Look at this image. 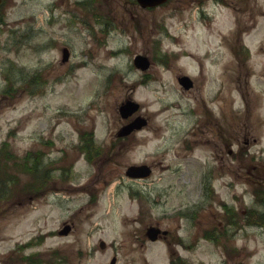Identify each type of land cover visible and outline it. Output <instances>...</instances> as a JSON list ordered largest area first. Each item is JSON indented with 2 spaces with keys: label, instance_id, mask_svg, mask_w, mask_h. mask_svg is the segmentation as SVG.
<instances>
[{
  "label": "rangeland",
  "instance_id": "374dc122",
  "mask_svg": "<svg viewBox=\"0 0 264 264\" xmlns=\"http://www.w3.org/2000/svg\"><path fill=\"white\" fill-rule=\"evenodd\" d=\"M221 2H7L0 18V149L7 142L18 158L41 153V163L33 176L8 168L15 177L0 180V264H26L16 252L38 254L47 261L41 264H111L113 257L115 264H168L172 238L195 236L196 245L179 249L189 264L227 259L223 240L219 249L201 232L206 217L223 221L222 203L233 204V191L248 210L253 179L264 185V0ZM138 53L152 60L148 70L134 66ZM181 75L194 87L185 90ZM127 98L149 123L116 140ZM83 130L105 151L92 162L78 152ZM142 162L154 173L141 185L125 170ZM206 170L213 197L199 223L177 216L204 202ZM236 179L241 183L229 191L226 183ZM256 209L260 215L264 205ZM66 223L73 228L60 235ZM152 224L170 233L148 241ZM241 236L231 245L247 252L232 260L264 264V225L246 226ZM38 237L41 244L24 245Z\"/></svg>",
  "mask_w": 264,
  "mask_h": 264
},
{
  "label": "flooded vegetation",
  "instance_id": "af4514ba",
  "mask_svg": "<svg viewBox=\"0 0 264 264\" xmlns=\"http://www.w3.org/2000/svg\"><path fill=\"white\" fill-rule=\"evenodd\" d=\"M130 119L121 123L120 127L122 125H124L125 123L129 122ZM92 138H93V136L88 137V143L93 144ZM126 138L127 137L119 138V139L125 140ZM225 141H226L225 144L228 147V154H232L233 151L230 148V143L228 142V138H225ZM121 142H125V141H121ZM187 143H189V142H186V145H187ZM187 147L190 148L189 145H187ZM238 157H239L238 160L240 161L241 160V152L238 153ZM258 178L253 179L255 184H257L255 190L253 191V194L255 197L254 201L257 204L260 201L263 202V204H264V197L261 196V194L264 193V185H262L263 180H258ZM237 183L240 184L241 180L236 179V180L229 181L226 183V186L230 191L231 189L236 188ZM206 191H207V194L204 195V199H205L204 202L200 203V204L195 203L194 205H191L188 209H181L179 211L180 217L191 220L192 222L199 223V220L197 219L198 213L200 211L205 210V207L209 204V202H211L212 197H213L212 191L210 189H207ZM230 199H231L233 205L229 201L224 203V208H223L224 219H223V221H219L218 227L213 224L212 220L209 221V219H210L209 217H206L205 218L206 219L205 225H204L201 233L203 234L205 239L210 242V244L212 246L217 247L219 249H220V245H221V240H223L222 241L223 243L221 245V249L223 251H226L229 254V256L227 257V259L223 260L222 264H235V263H239V262H243L244 264H246V262L244 260H241V256L238 257L237 260H232L235 256L234 255L235 253L237 255L239 253L247 252V248H245V247H243L241 249V247L232 246L231 245L232 241L238 237H242L241 231L245 230V228L248 224H256L262 218L264 220V212L261 215H258V217L254 216L252 218H248L247 210L244 207V205H241L240 207L238 206V203H240L243 200L242 197L237 192L233 191V194L232 193L230 194ZM260 205H262V204H260ZM200 222H201V220H200ZM197 234H200V232L198 231ZM192 239H195V241L192 242V245H196L198 242L197 236L193 237ZM175 241H177L178 244L181 243V240L179 238H175ZM140 244L143 246L144 242L142 241ZM241 250H243V252H241ZM246 254L247 253H245L243 256H245ZM168 264H187V263H182V256L179 254V250L176 249L174 247V244H172V243L170 244V257H169Z\"/></svg>",
  "mask_w": 264,
  "mask_h": 264
},
{
  "label": "water",
  "instance_id": "95a60500",
  "mask_svg": "<svg viewBox=\"0 0 264 264\" xmlns=\"http://www.w3.org/2000/svg\"><path fill=\"white\" fill-rule=\"evenodd\" d=\"M143 7H148V6H155L158 4H162L164 2H166L167 0H137ZM1 2V0H0ZM69 57V50L67 48L63 49V60H67ZM134 64L141 68V69H147L150 61L148 59V57L143 56V55H136V57L134 58ZM181 82L184 84V86L186 88L190 87L192 85V82L190 80V78H188L187 76L182 77ZM139 108V104L131 101V100H127L125 102H123L120 107V113L123 117H128L130 114H132L134 111H136ZM146 123V120L142 117H138L136 120H134L131 124H129L128 126H126L125 128H123V130L121 131L120 134H127L129 133L133 128H140L142 127L144 124ZM127 174L130 176H146L149 174L148 168L145 165L142 166H131L129 167ZM71 230V226L70 225H66L64 226V228L60 231L61 234H67L69 233V231ZM151 232V234H155V232H157L155 230V228H151L149 230V233ZM150 234V235H151ZM153 238L154 236L151 235ZM115 259L112 260V264H114Z\"/></svg>",
  "mask_w": 264,
  "mask_h": 264
},
{
  "label": "trees",
  "instance_id": "16d2710c",
  "mask_svg": "<svg viewBox=\"0 0 264 264\" xmlns=\"http://www.w3.org/2000/svg\"><path fill=\"white\" fill-rule=\"evenodd\" d=\"M7 142L4 143L3 147L0 149V180L4 178L6 175H9L11 178L15 177L14 175L8 172V168H12L13 170H22L28 172L30 175H34L35 171L38 170L39 165L41 163V153L36 152H28L23 158H18L12 152L8 150L6 146ZM34 156L35 160H31V157ZM13 160L12 163H9ZM40 172V171H39ZM48 174V173H47ZM17 178V177H16ZM3 191V190H2ZM43 242L42 237H38L37 241L29 242L26 246H32L33 244H41ZM22 258L26 264H41L43 262H47L42 259L38 254H32L26 257L21 256L19 252L14 255ZM50 264H61L60 262H56L53 260L49 261Z\"/></svg>",
  "mask_w": 264,
  "mask_h": 264
}]
</instances>
